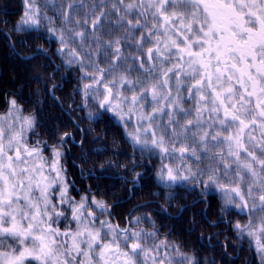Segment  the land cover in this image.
I'll return each mask as SVG.
<instances>
[{
    "label": "snow or ice",
    "instance_id": "1",
    "mask_svg": "<svg viewBox=\"0 0 264 264\" xmlns=\"http://www.w3.org/2000/svg\"><path fill=\"white\" fill-rule=\"evenodd\" d=\"M23 7L14 31L54 24L48 10L60 19L62 28H47L57 54L78 66L85 101L110 113L141 157L160 160L157 183L220 194L221 212L247 217L233 227L264 258V0H23ZM7 105L0 264H201L161 238L150 217L122 227L90 190L76 200L62 163L71 134L55 144L32 141L36 116L15 98Z\"/></svg>",
    "mask_w": 264,
    "mask_h": 264
},
{
    "label": "trees",
    "instance_id": "2",
    "mask_svg": "<svg viewBox=\"0 0 264 264\" xmlns=\"http://www.w3.org/2000/svg\"><path fill=\"white\" fill-rule=\"evenodd\" d=\"M37 2L43 4V0H37ZM23 12L24 7L21 0H0V70L2 72L3 67L7 66L9 69L13 63L17 68V71L12 74L7 72L0 76V112L7 110L9 98H15L19 104L23 105L25 115L34 114L37 119V135L30 134L29 138L32 141L42 138L49 144H55L59 140L60 133L68 132L76 137L77 143H80L82 136L85 135L81 145L72 144L71 138L68 139L71 154L81 162L78 167L74 166L76 168L74 169L70 160H66L73 168L72 170L69 167V175L80 188L79 191H75V197L85 195L90 190L97 199H103L110 205L115 200L127 198L129 193L133 192L135 195L131 200L123 202L121 206L117 205L118 219L114 218V222L117 221L124 226L126 219L150 217L155 222L161 238L167 235L170 241H175L181 246L183 252L194 254L201 264H213V261L215 264H231L230 255L226 253V256L223 253L220 256L221 251L217 252L221 247L211 249L208 246L207 238L210 232L203 230L202 226V222L206 223V219H202L201 216L196 218L195 220L199 219L198 226H196L193 223L190 225L191 210H185L178 217L174 216V212H179L182 208L183 202H191L190 198L199 195L195 196L196 193L188 188L167 189L158 184L155 178H157L156 170L160 167V160L141 157L140 153L124 137L123 130L112 121L110 113L99 110L91 98L88 99L89 102H85L80 91L83 85L80 79L82 73L78 70V66L66 65L65 59L57 54L60 48L58 40L47 31L50 26L57 29L63 27L56 14L48 10L47 14L54 17V24L48 25L42 20V27L39 31H14ZM23 27L27 28V26ZM29 54H33L34 57L30 60L21 58ZM57 64H61V69L55 71ZM65 72L68 73L67 77L63 79V83L56 86L61 102H65L68 108L61 110L45 84L53 82L56 78L60 79ZM89 113L92 114V119L89 118ZM68 115L74 116V119H69ZM101 147L104 149L101 150ZM63 151L67 152L65 147ZM108 162L111 164L109 165ZM62 163L64 164V159ZM101 165L104 167L102 168ZM143 168H146V172L141 170ZM110 169L120 171L123 177L113 182L107 179L110 176L109 173H112L108 171ZM135 173L141 174L140 186H134L133 190L129 191ZM211 196L213 203L217 205V207L212 206L211 209L213 212L216 210L219 212L223 205L217 204L216 194ZM155 199L157 202L155 205L162 212L154 210L151 204L131 210L139 202ZM131 203L132 205L129 206ZM162 205L169 208L168 214L163 210ZM175 208L177 210H174ZM193 211H195L194 208ZM130 212L131 215H129ZM227 214L231 215L229 212ZM234 217L235 221L240 220L237 212ZM174 219L178 220L173 222ZM142 227L152 230V225L147 221L142 224ZM198 230L201 233L198 234ZM219 235H223L229 247L236 246L234 245L238 240L236 235L222 232ZM229 251L231 255H235L233 249L230 248ZM217 256L221 258L217 259ZM243 257H246L245 262L249 263L250 255L246 253ZM232 264H234L233 261Z\"/></svg>",
    "mask_w": 264,
    "mask_h": 264
},
{
    "label": "rangeland",
    "instance_id": "3",
    "mask_svg": "<svg viewBox=\"0 0 264 264\" xmlns=\"http://www.w3.org/2000/svg\"><path fill=\"white\" fill-rule=\"evenodd\" d=\"M22 4H23V0H21ZM24 13V12H23ZM18 55V54H17ZM32 57H34L33 54H29L27 56H22L21 58L24 59V60H30ZM64 58V57H63ZM61 65V64H60ZM59 64L56 65V68H55V71L61 69V66ZM8 66L5 68L3 67L2 69V72L0 70V76L1 75H5L7 72L8 73H14L15 71H17L16 69V65L15 63H13L9 69H7ZM67 74L68 73H64V75L62 74L61 78H56V80H54L53 82L51 83H48L47 85L45 84L46 88L48 87L49 88V92H50V95L52 96L53 100H55L57 103V105L59 106V109H68L67 106H66V103H62L60 98H59V93L58 91L56 90V86L57 84L59 83H63V79L67 77ZM54 77V76H53ZM46 82V81H45ZM38 83V82H37ZM55 83V84H54ZM45 88V87H44ZM36 91H40V90H36ZM51 100V99H50ZM92 100V99H91ZM85 102H89L88 101H85ZM95 104V102H94ZM61 110H58V111H61ZM69 116V119L73 120L74 119V116H71V115H68ZM110 117H112L110 115ZM112 121H114L115 125L118 126L119 128L120 125L112 118ZM122 129V128H121ZM123 130V129H122ZM71 134V133H70ZM84 136H82V140L81 142L77 143L76 141V137L71 134V143L72 144H78V145H81L83 143V140H84ZM101 150H103L104 148L101 147L100 148ZM65 150L67 152H64V166L66 167L67 169V177H68V180H69V183L71 185V187L69 188V193L73 196L75 193V191H79L80 188L79 186L73 182V180L71 179L69 173H70V168L73 170L72 166L74 167H78L79 164H81V162L79 161V159H75L73 157V155L71 154V146L69 145V141L67 139V144L65 146ZM47 154V153H46ZM67 159L70 160L71 164H73L72 166L69 165V161H66ZM160 163V161H159ZM74 167V169H76ZM143 172H146V168H143L141 169ZM109 172H112V173H109L110 176L107 177V179H110L112 182L113 180H119L120 178L123 177L122 173H120V171H117L116 169H110L108 170ZM142 171L140 173H142ZM82 177H86V176H82ZM157 180V178H155ZM132 182L130 183V187H129V191H132L134 186H140V176L137 177L136 173H135V178L131 180ZM134 183V184H133ZM200 187L202 186H189V190H192L194 191L195 196L196 195H199L197 197H193V198H190L189 200L191 202H183V206L182 208L179 210V212L176 211V213L174 212V216L175 217H178L180 216L185 210H191L192 212V219L191 217L189 218V221H190V225L193 223L195 224L196 226H198V223H199V219L198 220H195L196 218H199V216L202 217V219H206V223H203L202 222V226H203V230H206V231H209L210 234L207 238V243L209 244L208 246L215 249V247H221L217 252H220L221 251V255L223 253H226L228 255L231 256V260L234 262V264H264V258H262L260 256V254L257 252L255 246H254V243L250 240V238L248 237H245L243 239H241L238 234L236 233L233 225L237 222L235 221V217L233 218V216L235 215V213L237 212L235 209H232L231 211H229V214H227V212H221V210H216L213 212V209H211L212 206H216V203L212 201V196L213 194H216V196L218 197V201H217V204L220 205L222 204L223 205V201H222V198H221V195L218 194V193H211V194H208V195H201L200 194ZM176 188H183V187H180V186H177ZM134 193L133 192H130L129 195L127 196V198H124V199H121V200H115L113 201L110 205H111V212L113 213V217L116 219L117 218V214H118V206L117 205H120L122 204L123 202L125 201H129L131 200L133 197H134ZM81 195H79L80 197ZM79 197H75L76 200H79L78 198ZM152 205L153 209H157L159 211H161L160 209L157 208V206L155 204H157L156 202V199L155 200H148V201H143V202H139L137 203L135 206H133L131 208V210H135L137 208H139V206H146V205ZM132 203L129 205L131 206ZM121 206V205H120ZM160 206V205H158ZM163 210L166 211V213L168 214L169 212V208H167L166 206H163ZM193 208L194 210L196 211H193ZM120 209V208H119ZM174 210H177V208H175ZM173 210V211H174ZM133 212V211H131ZM129 213V215H131L132 213ZM136 212V211H135ZM162 212V211H161ZM237 214L240 216L238 217L240 220L239 222L241 223H245L247 221V217L245 215H241L237 212ZM118 219V218H117ZM176 220L178 219H174L173 222H175ZM117 222V221H116ZM119 223V222H118ZM123 227V226H122ZM215 232V234H214ZM222 232L223 234H234L236 235L237 237V243H235L234 245L236 246H228L227 243L225 242V239L223 238V235H219V233ZM197 233H201L199 232V230L197 231ZM206 235V234H205ZM215 235V237H214ZM214 237V238H213ZM213 242V243H212ZM207 245V244H206ZM205 245V246H206ZM233 249V251L235 252V255H231L229 252V250ZM246 253H248V255H250V259L248 260V262H245L246 260V257H243ZM223 255V256H225ZM220 256H217L216 258L219 259L221 258ZM227 256V255H226ZM221 261V260H220ZM232 261L231 264H232Z\"/></svg>",
    "mask_w": 264,
    "mask_h": 264
}]
</instances>
